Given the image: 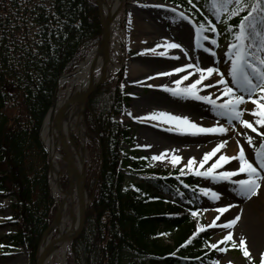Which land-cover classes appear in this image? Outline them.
<instances>
[{"label": "trees", "instance_id": "1", "mask_svg": "<svg viewBox=\"0 0 264 264\" xmlns=\"http://www.w3.org/2000/svg\"><path fill=\"white\" fill-rule=\"evenodd\" d=\"M164 1L219 42L235 38L251 10L217 17L214 0ZM101 30L95 0H0V198L15 201L6 222L15 230L4 245L26 247L29 264L56 211L40 127L59 78L76 69ZM117 78L88 97L84 112L97 151L84 184L92 202L71 243V264H217L198 214L196 179L178 181L176 172L152 169L139 150H123V142L131 143L129 131L115 116L128 98ZM165 234L172 244L164 245Z\"/></svg>", "mask_w": 264, "mask_h": 264}, {"label": "rangeland", "instance_id": "2", "mask_svg": "<svg viewBox=\"0 0 264 264\" xmlns=\"http://www.w3.org/2000/svg\"><path fill=\"white\" fill-rule=\"evenodd\" d=\"M117 14L121 22V28L124 31L126 55L124 63L116 73V77L123 75L121 81L123 90H120L128 98V101L127 104L121 106L120 113L115 116V120L128 129L131 140L130 144L122 143L123 150L130 151L133 148L139 150L143 156L150 159L152 169L166 173L176 172L178 181L188 177L196 179L199 185V194H197L198 214L201 218L203 229L209 233L210 246L216 244L214 249H216L215 261L217 264H261L262 257H264V250L263 252L255 253L245 243V247L249 253L248 256H245L244 249L239 246L241 238L236 237L233 231L231 232V240H223V237L231 231V228L227 229V227H223L222 225L226 224V220L231 218L236 206H243L250 197L243 198L239 196L234 191L236 185L230 181L213 180L210 177H202L195 174V169L205 171L220 155L237 157L241 146L245 151L246 158L255 163L254 152L264 142V137L260 135V133H264V129L256 126L255 121L257 117L253 115V112L256 110V104L248 99V93L243 91L238 84L232 83V78L228 74L231 68V60L234 56V53L229 54V45L235 43V38L222 43L217 41L216 44H212L211 41L214 39L204 31H201L199 38H197L195 20L164 0H123L120 11ZM157 38L163 40L162 51L175 52L176 56H180L181 64L185 66L199 65V67L205 69L214 67L218 70V72H214L211 75L206 74V78L202 81V84L214 83L221 79L220 73H223V79L234 89L236 94L245 96V102L239 106L242 119L252 123L257 131L246 128L239 121L231 120L220 111L212 109V106L207 102L196 101L192 98H178L165 91L164 87L157 88L155 86L156 82L148 78L153 76L154 73H162L173 68V65L165 67L158 60L157 54L149 49L150 44ZM171 43L179 44L182 47H168ZM260 55L264 56V52H261ZM174 75L173 83L167 86L169 88L186 87L188 84L194 82L195 79H199L200 73L196 71L195 67H186ZM183 76H188V79L181 80ZM115 78L105 81L95 91L96 93L93 94V97L97 95L101 87L111 83ZM176 80H181V84L176 85L174 83ZM131 82L141 83L143 84V88L139 86L130 88ZM254 82L259 81L254 80ZM65 87L63 86L62 88ZM200 87L198 86V88ZM222 88L223 85L217 84L214 88H201L198 94L211 95L219 104L228 99V97L220 94ZM149 94L150 96H148ZM259 96V91L253 93V99ZM141 98H144L143 100L146 101V104ZM89 101V98L85 101L82 112L86 132L85 161L82 165L84 183L86 175L94 166L97 151L94 141L91 140L92 138L88 134L87 124L84 118V112ZM146 107L151 108L150 114L168 112L173 115L188 117L190 122L196 125H202V127L223 126L227 131L225 133L193 135L188 132L177 131L173 128L156 126L152 123L150 116L141 117L139 114V111ZM248 137H251V145L249 144ZM75 142L77 147L81 146L80 140L76 137ZM221 142L226 143L215 156L201 166L199 161L204 158L205 153L210 152ZM60 152L67 157L61 150ZM156 155H162V159H153ZM173 155L182 158L175 165L172 163ZM193 157L196 162L192 168L185 167L188 159ZM67 164L68 162L61 161L58 171L60 183L63 180L66 183V187L63 189H68L70 186V179L67 176ZM225 165L226 169L220 167L215 172L235 170L239 167V161L238 159H233L222 166ZM120 171L129 177V170L121 168ZM262 176H264V172H262ZM245 178V174H240L237 177H232V181ZM258 183L260 186L264 185V178H261ZM201 188H210L220 193L227 200L218 202L216 199H210L209 196L201 193ZM86 195L87 200H89L90 197H88L87 193ZM56 196V200H59L60 195L57 194ZM14 202L9 198H0V264H29L31 262V255L26 247L12 249L4 245L6 236L14 233L15 230L14 226L6 223L11 221L12 216H14L11 207ZM221 206L225 208L223 214L218 213V209ZM55 215L56 212L50 224L53 222ZM217 217L219 219H216ZM213 222H215V226H213ZM48 227L41 234L38 248L43 239V234ZM56 234V230L52 231V238ZM172 237L169 234L163 235L164 245L172 244ZM34 256L36 264V255L34 254ZM70 256L71 251L69 249L64 264H71Z\"/></svg>", "mask_w": 264, "mask_h": 264}, {"label": "bare ground", "instance_id": "3", "mask_svg": "<svg viewBox=\"0 0 264 264\" xmlns=\"http://www.w3.org/2000/svg\"><path fill=\"white\" fill-rule=\"evenodd\" d=\"M103 34L98 45L92 48L84 60L79 64L77 70L70 76H63L59 80L58 90L56 92L54 107L48 112L41 128V140L46 148L51 160V185L52 193L60 195L58 203L63 205L54 219L50 231L44 236L39 250L37 264H64L66 255L70 249L69 237H71L78 228L83 208L87 204V197L82 190V173L81 168L85 161V128L83 124L82 112L84 103L77 102L76 99L87 90L95 87L100 80H109L116 77L117 71L125 61L126 45L124 31L121 28V22L118 16L122 3L120 0H100ZM106 35L109 36V47L107 54H104V43ZM163 40L157 38L150 44L152 51L157 54L158 60L165 66L173 65L168 71L154 73L148 79L156 82V87L171 85L174 81V71L176 68L185 69V65L180 63V56L175 52L162 51ZM163 53V54H162ZM103 71V72H102ZM163 73H170L164 75ZM122 76L116 77L121 90ZM66 86L65 88H62ZM143 84L131 82V87ZM150 96V94L148 95ZM161 96V94H160ZM141 100L146 104V101ZM148 103V102H147ZM150 107L143 108L139 111L141 117H149ZM156 126L163 128L176 129L175 122H165L161 119H151ZM202 127V125H197ZM258 128L264 129V126L258 125ZM75 137L81 142L77 147ZM63 151L67 157L61 152ZM70 160L72 164L70 173V186L67 190H61L57 187L58 171L60 162ZM226 169V165L222 166ZM218 202L227 199L219 196ZM264 185L260 186L257 194H253L243 206H236L229 221L239 217L231 228L236 237L243 238L246 245L255 252L264 250ZM223 208L222 206L219 209ZM225 209V208H223ZM218 211V213L223 214ZM56 230L57 234L52 238V231Z\"/></svg>", "mask_w": 264, "mask_h": 264}, {"label": "snow or ice", "instance_id": "4", "mask_svg": "<svg viewBox=\"0 0 264 264\" xmlns=\"http://www.w3.org/2000/svg\"><path fill=\"white\" fill-rule=\"evenodd\" d=\"M191 2V0H190ZM216 5L217 17L228 13L229 18L238 15L242 10L250 8L247 14L244 15L239 23V31L235 34V43L229 45V54L234 56L231 60V68L229 75L232 78V83L238 84L240 88L248 93V99L252 100L256 104V110L253 115L257 117L255 123L264 126V56L260 55L264 52V0H252L248 3V0H214ZM235 5V7H231ZM211 24V22H209ZM204 25H200L196 28V35L199 38L201 31L204 29ZM231 28V26H230ZM212 32H216L215 25L210 26ZM212 44H216V40L211 41ZM171 48L182 47L179 44L171 43L168 45ZM163 54V53H162ZM185 67H195L196 71L200 73L199 79H195L194 82L188 84L186 87L169 88L164 87L165 91L171 93L178 98H192L196 101L207 102L212 106V109L220 111L222 114L228 116L231 120L239 121L246 128H251L253 131H257L253 127V124L247 120L242 119V113L239 110V106L245 102L244 95H237L232 87H230L223 79V73H220L221 79L215 81L212 84H202V81L207 75H211L218 70L214 67L201 68L199 65H186ZM175 72H181L182 68L174 69ZM168 75L170 73H163ZM191 75V73H189ZM188 76H183L181 80H187ZM181 80H176V85L181 84ZM254 80L259 82H254ZM217 84L223 85L220 94L228 97L223 103H217L216 99H213L211 95L198 94L201 88H214ZM198 86H201L198 88ZM259 91L260 96L253 99V93ZM151 119L163 118L165 122H175L177 131L188 132L190 134H207V133H225L227 129L223 126L219 127H198L195 123L190 122L188 117H181L170 114L168 112H158L149 114ZM171 130V129H170ZM264 137V133H260ZM249 144L251 145V137H248ZM226 142L218 143L210 152L205 153L204 158L199 161V164L203 166L209 159L217 154L221 147ZM255 163L246 158L245 151L241 146L237 157H229L227 155H220L219 158L205 171L195 169V174L202 177H210L213 180L230 181L236 185L234 191L243 198H248L253 194H257L260 187L258 181L264 172V142H262L258 149L254 152ZM155 160H161L162 155H156L153 157ZM182 158L173 155L172 163L177 164ZM238 159L239 167L231 171L215 172L217 168L222 167L223 164L228 163L230 160ZM195 158H189L185 167L191 169L195 163ZM258 165V166H257ZM240 174H245V179H236L232 181V177H237ZM201 193L205 196H209L210 199H218L220 193L210 189L201 188ZM219 212L225 211V209H218ZM196 213H193L195 215ZM216 219H219L217 217ZM239 217L229 221L222 225L223 227H231ZM215 226V222H213ZM199 230V229H198ZM232 239V233L229 232L223 237L224 241ZM239 246L244 249V255L248 256V250L245 247V240L243 238L239 241ZM212 248L216 247V244L211 245ZM261 264H264V257H262Z\"/></svg>", "mask_w": 264, "mask_h": 264}, {"label": "water", "instance_id": "5", "mask_svg": "<svg viewBox=\"0 0 264 264\" xmlns=\"http://www.w3.org/2000/svg\"><path fill=\"white\" fill-rule=\"evenodd\" d=\"M95 1H96V7H97V9H98L99 17H100V19H102L100 0H95ZM109 41H110V38H109L108 35H106L105 43H104V54H107V52H108ZM102 72H103V71H102ZM71 75H72V74H69V75H67L66 77H69V76H71ZM105 81H106V80H100L99 83H98L95 87H93V88L87 90L85 93L81 94V95L76 99V101H77V102H81V101H82V102L85 103V101L87 100V98H88V97H89L94 91H96L101 85H103V84L105 83ZM56 92H57V89H56ZM56 92H55V94H54L53 102H52V105H51L49 111L54 107V102H55ZM49 111H48V112H49ZM48 112H47V113H48ZM46 115H47V114H46ZM45 117H46V116H45ZM44 120H45V118H44ZM44 120H43V122H44ZM42 124H43V123H42ZM41 127H42V126H41ZM40 133H41V129H40ZM39 136H40V134H39ZM40 141H41V136H40ZM41 144H42V146H43L45 152L47 153L48 166H49V170H50V172H51V160H50V157H49L48 152H47L46 148L44 147L42 141H41ZM71 168H72V164H71L70 160H68V164H67V169H68L67 176H68V178H70ZM81 173H83V170L81 171ZM50 176H51V173H50ZM83 176H84V175H83ZM56 185H57V187H58L59 189H61V188H60V185H59V180L57 181ZM82 190H83V192L85 193V191H84V177H82ZM51 193H52V188H51ZM90 202H91V200L89 199L88 202H87V204H86V206L83 208V211H82V214H81V217H80V222H79V225H78L77 231H76L71 237H69V242H70V243H71L73 240H75V239L80 235V233H81V231H82V229H83L85 212H86V210H87V208H88ZM62 205H63V201H62L61 205H60V203H57V206H58V207H57V211H56L55 218L57 217L58 212H59V210L61 209ZM55 218H54V219H55ZM49 231H50V227L44 232L43 237H44ZM36 260L38 261V252H37V255H36Z\"/></svg>", "mask_w": 264, "mask_h": 264}]
</instances>
